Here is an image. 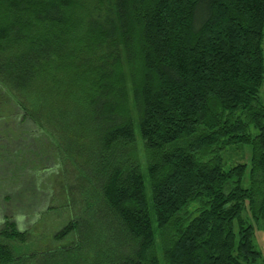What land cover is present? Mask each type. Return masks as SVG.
I'll list each match as a JSON object with an SVG mask.
<instances>
[{"label":"trees","instance_id":"16d2710c","mask_svg":"<svg viewBox=\"0 0 264 264\" xmlns=\"http://www.w3.org/2000/svg\"><path fill=\"white\" fill-rule=\"evenodd\" d=\"M263 87L264 0H0V128L68 213L48 247L3 213L0 264H264Z\"/></svg>","mask_w":264,"mask_h":264},{"label":"rangeland","instance_id":"374dc122","mask_svg":"<svg viewBox=\"0 0 264 264\" xmlns=\"http://www.w3.org/2000/svg\"><path fill=\"white\" fill-rule=\"evenodd\" d=\"M261 97L264 101V87L261 90ZM2 110V116L5 117L4 120H6L5 131H8L7 136L10 137L11 140L9 138L7 139L6 133L0 128V140L6 143V147H8L3 156H0V203L2 205V211L3 209L5 211L2 213L0 211V227L3 213L9 215L12 220L17 221L19 227L23 230L31 229L37 224V227L31 232L33 240H35V242L37 241V244H39L38 241H40L42 247H48L51 245V241L49 238H44L49 236L50 231L46 229L54 231L56 228L62 226L68 218L67 211L63 210L59 215H55L52 212L44 214L45 221L42 223L44 224L43 226L39 223V220H37L40 218L38 214L44 206L54 205V201L52 203L48 202V192L59 190L54 184V163H50L46 168L42 167L40 164L36 167V163L41 160V154L38 155L39 150L35 152L38 141L37 138L32 137L33 133L31 130L34 128L32 129L28 126V120L24 121V112L20 108H15L12 112L9 109V105H6ZM9 115L15 117L18 121V126L13 124V119H10ZM11 135L17 136L18 140L23 141V143L27 142L29 137L32 141L30 148H28V150L19 151L16 148L17 146H15V142L17 141L15 139L13 140ZM250 155L249 150L246 149L243 153L241 152L239 156H233V162H248ZM46 157L47 156H45V158ZM34 166L39 169H34ZM11 167H15L19 174L18 178L20 181L19 183L16 182V187H13L14 190H12L14 197L19 199L17 202H10L5 198L7 195L6 191H10L9 188L14 186V184H10L11 182L6 179L8 178V169H11ZM143 172L145 174V179L148 180V171L146 167L143 168ZM41 176L44 178V183L40 179ZM254 243L256 247L264 253V226L262 224L256 225Z\"/></svg>","mask_w":264,"mask_h":264}]
</instances>
